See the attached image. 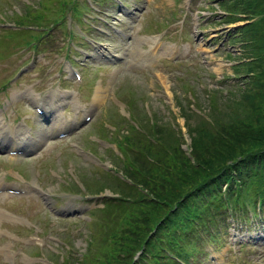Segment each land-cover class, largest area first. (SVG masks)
<instances>
[{
	"label": "rangeland",
	"instance_id": "1",
	"mask_svg": "<svg viewBox=\"0 0 264 264\" xmlns=\"http://www.w3.org/2000/svg\"><path fill=\"white\" fill-rule=\"evenodd\" d=\"M30 1L36 3V0ZM124 1L126 7L111 0L98 3L90 0L92 7L87 5L90 9L84 5L87 9L85 19L99 29H89L76 23L74 31L95 37L99 42H90L88 51L76 54L75 67L81 72V81L73 77L67 68L63 56L66 31L62 26H53L50 35H43L45 37L36 50L16 43L18 38L24 40L25 33L30 35V29L14 30L16 35L8 28L9 24L4 25L7 28L0 29V83L10 79L6 88L0 90V103L8 98L14 101L20 92L29 89L39 93L51 87L54 94L51 103L54 106L61 104L58 112L63 111L67 120L65 127L74 125L69 135L61 140H56L53 134L38 139L43 143L37 149L40 141L27 145L26 155L0 156V174L16 175V185L30 190L28 194H6L0 198V264H4L7 253L16 264H40L39 261L29 262L36 259L29 253L59 264L63 256L69 255L79 264L77 256L86 247V220L98 214L95 210V214L90 215V209L102 207L105 199L115 195L112 188L119 189L96 166L116 164L114 159L119 164L118 155H121L116 151V139L121 131L110 128V125L113 122L121 126L123 119L118 114H130L123 99L130 100L142 123L148 120L150 124L155 122L152 127L164 124L179 129L183 137L190 141L187 124L197 126L199 117L198 113L191 112L184 105L191 104L186 99L191 97L189 89L196 97L194 105L198 110L192 103L193 109L203 113L208 111L207 102H212V97L215 100L216 97H224L229 89L236 90L243 84L241 70L237 76H234V71L251 54L239 40V27L246 20L227 23L224 20L226 13L218 5V0ZM55 2L53 0V4ZM15 9L25 12L26 5L22 0H0V12L10 24L17 21ZM98 9L106 10L105 17L96 13ZM6 29L10 36L4 33ZM37 31V34L41 32ZM163 45L174 47L173 52L162 51ZM73 55L70 51L69 57ZM19 65H23L26 71L22 72ZM101 87L103 99L95 104V116L83 122L84 105L94 103L93 96H89L96 94L95 91ZM210 93L211 97L208 96ZM237 107L241 108L240 105ZM44 108H48L47 105ZM33 109L24 99L15 106L7 107L5 114L7 120L15 119V111L29 115L28 124L33 136H37L38 132L37 139L43 136L45 124ZM96 139H104V144ZM70 143H77L84 152L83 156L73 153ZM45 146L52 148L49 154L44 153ZM117 148L122 150L118 145ZM57 150L61 154L59 157L55 156ZM13 169L19 170L27 181ZM53 170L55 172L51 175ZM37 181L44 187L48 206L38 195ZM231 211L239 215L243 209L229 207L228 212ZM240 220V217L228 216L231 225ZM247 225L249 230L259 227L250 219ZM211 230L200 225L195 227V232L199 234L197 240L206 249L213 247L208 237ZM229 230L228 224L226 232L220 231L222 243L226 245L214 243L216 251H210L208 256L199 251L198 258L190 264H215L225 250L226 255L220 257L223 264H264V242L234 245L236 251L233 252L228 240ZM28 238L36 239L27 240L36 243L35 246H23V241Z\"/></svg>",
	"mask_w": 264,
	"mask_h": 264
},
{
	"label": "trees",
	"instance_id": "2",
	"mask_svg": "<svg viewBox=\"0 0 264 264\" xmlns=\"http://www.w3.org/2000/svg\"><path fill=\"white\" fill-rule=\"evenodd\" d=\"M218 5L227 23L246 20L239 27V40L251 54L239 69L234 66L235 75L241 70L244 77L242 86L221 99L212 97L207 112L184 104L199 117L197 126L187 124V148L179 129L152 127L148 120L137 127L123 117L116 128L121 131L116 139L121 156L119 164L114 162L128 181L100 167L119 189L112 188L115 195L91 210L90 215L95 210L98 214L86 220L79 264H179L164 249L188 260L195 250L197 225L213 227L214 237L226 221L228 206L251 203L242 211L245 215L256 204L264 209V0H218ZM77 9V0H39L38 7L26 5L24 13L16 14L15 23L56 24ZM17 31L12 30L15 35ZM32 33L23 35L27 44L38 43L49 28ZM125 104L131 109L129 99ZM130 116L137 119L132 110ZM61 264L76 263L66 255Z\"/></svg>",
	"mask_w": 264,
	"mask_h": 264
},
{
	"label": "bare ground",
	"instance_id": "3",
	"mask_svg": "<svg viewBox=\"0 0 264 264\" xmlns=\"http://www.w3.org/2000/svg\"><path fill=\"white\" fill-rule=\"evenodd\" d=\"M167 49L171 51V50L173 49V47H167ZM101 95H102V88L99 89L98 91H96V94L94 95V99L99 98V96H101ZM47 112L51 114V119H55V118H56L55 109H53V108H49ZM42 133H43V132H42ZM44 135H45V133H43V136H44ZM43 136H41L40 138H42ZM30 138H31V139H30ZM40 138H37V139H36V138L33 137V136H29L28 139L24 141V143L29 142V145H34L35 141H37V140L40 139ZM240 214H241V213H240Z\"/></svg>",
	"mask_w": 264,
	"mask_h": 264
}]
</instances>
